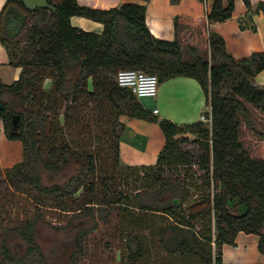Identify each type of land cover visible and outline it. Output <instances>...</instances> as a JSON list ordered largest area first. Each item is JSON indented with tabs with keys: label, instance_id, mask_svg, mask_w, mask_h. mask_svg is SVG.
I'll list each match as a JSON object with an SVG mask.
<instances>
[{
	"label": "trees",
	"instance_id": "obj_1",
	"mask_svg": "<svg viewBox=\"0 0 264 264\" xmlns=\"http://www.w3.org/2000/svg\"><path fill=\"white\" fill-rule=\"evenodd\" d=\"M149 1L103 10L78 0L34 9L7 0L2 8L0 43L21 74L12 84L0 78V136L22 141L23 161L0 169V264H84L86 242L101 226L119 241L115 264H224L223 247L236 246L240 232L259 236L264 255V158L242 139L245 127L264 141V89L255 83L264 53L236 60L209 31V55L191 48L186 58L181 19L175 40L156 38ZM199 1L209 27L233 17L235 0ZM243 2L250 14L240 27L255 31L252 15H264V3ZM73 17L104 31L77 28ZM129 69L159 85L196 80L211 122L158 120L119 86L118 73ZM124 117L158 122L166 142L155 165L122 162Z\"/></svg>",
	"mask_w": 264,
	"mask_h": 264
},
{
	"label": "crops",
	"instance_id": "obj_2",
	"mask_svg": "<svg viewBox=\"0 0 264 264\" xmlns=\"http://www.w3.org/2000/svg\"><path fill=\"white\" fill-rule=\"evenodd\" d=\"M212 0H209L211 2ZM7 0H0V12ZM25 2V1H24ZM79 4L94 9L108 10L122 5L123 0H78ZM26 3V2H25ZM143 3V2H139ZM264 0H252L254 8ZM147 4L146 22L151 33L159 39L173 41L176 38L175 20L181 19L179 35L190 31L191 23L199 25L206 32L221 35L226 49L236 60L249 58L253 53H264V15L254 13L256 30L240 27L239 20L250 14L243 0H235L233 17L228 21L209 27L206 22L207 4L199 0H150ZM72 24L82 30L102 34L104 26L86 18L73 17ZM20 68L9 65L7 51L0 43V78L7 84L18 80ZM255 83L264 89V71L255 78ZM206 98L199 83L191 78L178 77L159 85L154 105L147 111L158 120H170L177 125H188L202 121L207 111ZM158 110L155 115L154 111ZM125 131L122 133L120 151L122 162L129 166H152L157 163L165 146V136L158 122L124 117ZM262 123L264 131V121ZM129 130V131H128ZM133 134L129 137L128 132ZM260 237L240 232L236 246L223 247L224 264H264V255L259 251Z\"/></svg>",
	"mask_w": 264,
	"mask_h": 264
},
{
	"label": "rangeland",
	"instance_id": "obj_3",
	"mask_svg": "<svg viewBox=\"0 0 264 264\" xmlns=\"http://www.w3.org/2000/svg\"><path fill=\"white\" fill-rule=\"evenodd\" d=\"M26 5L31 8H41L47 6V0H23ZM190 31L182 32L183 47L186 58L190 57L189 50L195 49L198 52L209 55L207 51V40L205 37L206 32L201 26L193 25L188 26ZM209 58V56H208ZM155 98H142L140 99L144 108L148 110L154 105ZM208 111V108H207ZM262 123H257L259 130L262 128ZM129 131V130H128ZM132 132H128L127 136H131ZM242 139L245 147L251 152L254 158H264V141L256 137L251 131L243 128ZM23 161V143L20 140H9L4 131H1L0 136V169H12ZM107 165L111 166L112 161L106 160ZM109 170L112 172V168ZM21 205H19V208ZM50 217V216H49ZM51 220L52 217H50ZM55 221V220H54ZM110 229L101 226L99 231L93 233L86 242V256L84 264H99L107 262L109 259L115 264V261L120 259V251H118L119 241L111 240ZM162 257V254H160Z\"/></svg>",
	"mask_w": 264,
	"mask_h": 264
},
{
	"label": "built area",
	"instance_id": "obj_4",
	"mask_svg": "<svg viewBox=\"0 0 264 264\" xmlns=\"http://www.w3.org/2000/svg\"><path fill=\"white\" fill-rule=\"evenodd\" d=\"M117 81L120 87L130 90L138 99L155 98L158 95V77L141 70H122L117 75ZM154 114L157 115L158 110ZM202 121L211 122V118L203 116Z\"/></svg>",
	"mask_w": 264,
	"mask_h": 264
},
{
	"label": "water",
	"instance_id": "obj_5",
	"mask_svg": "<svg viewBox=\"0 0 264 264\" xmlns=\"http://www.w3.org/2000/svg\"><path fill=\"white\" fill-rule=\"evenodd\" d=\"M3 110L2 105L0 104V111ZM18 124H19V117H15L13 119V130H17L18 129Z\"/></svg>",
	"mask_w": 264,
	"mask_h": 264
}]
</instances>
